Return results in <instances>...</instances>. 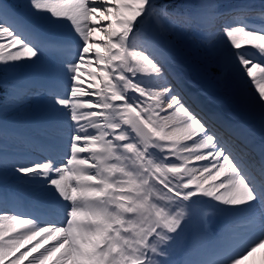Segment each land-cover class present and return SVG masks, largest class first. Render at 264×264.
<instances>
[{
	"label": "snow or ice",
	"instance_id": "obj_1",
	"mask_svg": "<svg viewBox=\"0 0 264 264\" xmlns=\"http://www.w3.org/2000/svg\"><path fill=\"white\" fill-rule=\"evenodd\" d=\"M218 7L202 4L198 18L180 24L181 13L154 0H26L23 13L0 0V66L72 49L61 59L63 91L54 88L47 101L65 136L15 169L43 207L0 203V264H181L172 248L195 205L229 227L213 259L183 264H244L264 247V146L254 165L245 158V125L187 102L160 39L224 15ZM248 11L231 10L210 35L221 67L264 115V7L259 23ZM217 126L237 137L244 155Z\"/></svg>",
	"mask_w": 264,
	"mask_h": 264
},
{
	"label": "rangeland",
	"instance_id": "obj_2",
	"mask_svg": "<svg viewBox=\"0 0 264 264\" xmlns=\"http://www.w3.org/2000/svg\"><path fill=\"white\" fill-rule=\"evenodd\" d=\"M156 1L157 0H154L155 3ZM186 1L191 2L192 0ZM193 1L196 3L189 11L190 14L188 13V16L190 17L193 16L201 3L204 2L203 0ZM212 1H214V6L219 5L218 8L230 4L229 2H231L229 0H211V3ZM2 2L7 6L11 5L15 11L18 7V4L15 5L14 3L15 0H2ZM181 14V16H177L174 19L178 18L176 21L183 24L185 15L183 13ZM182 28L184 31L178 27L175 31L164 32L168 36L167 49L174 57H176L174 64L180 67H185L190 73L195 71L198 76L201 77V79H203L208 86L213 88L215 91L217 88L221 89L220 91H233L234 85L231 83V80L226 77L224 68L221 67L220 62L217 59V44L216 46H210L205 38L196 34L195 26L193 24L186 25ZM42 56L45 58L47 57L46 54ZM19 69L24 70L23 68L21 69L18 67L13 68L0 66V75H5L0 76V174L4 173L9 175V178H2L1 180L7 183V185L10 184L14 186V191L6 189V192L11 193L17 201H20L19 199H22L23 197L30 200V204L43 205V203H41L43 202L42 197L35 190L34 186L24 179L22 174L16 172L15 169L18 167L17 162H23L40 156L41 153L39 151H35L40 146L46 151L50 150L53 146L51 148L52 151L54 148H57L55 147L56 142L59 139L64 138L65 132L49 113L46 105V102L49 99V93L54 87H63V81L60 80L61 82L59 81L60 83H58V80L56 81V79L59 78L54 80L55 77L52 76V78L51 76H47L48 74H43L41 71H35V68H31L32 70L27 68L25 71H20ZM36 72L40 73V76ZM41 77H43V79ZM40 82L41 85L39 84ZM84 86L87 87L86 85ZM221 96L222 95L218 94V97ZM239 104L240 102H238V105ZM39 111L44 113L42 117V113L40 115ZM32 117L39 118L34 120ZM59 129H61V132ZM33 131L35 132L33 133ZM37 139L39 141H37ZM42 142L44 144H42ZM37 145L39 147L34 148L35 150L30 147ZM22 152H29V154H21ZM33 153L35 156L32 155ZM194 208L191 211V218L183 225V231L175 241L172 248L171 258L181 263L194 262V259L196 258L198 260H203L202 258H204V254L201 256L197 255L196 257H190L189 252H187V248H196L195 246L198 245L195 233L201 231L202 229L206 230V228H208L209 231L212 228L211 225H208V227L201 226V223L197 221ZM213 222L214 221L212 220V225H214ZM210 239L214 242L217 241L214 237L213 239L210 237Z\"/></svg>",
	"mask_w": 264,
	"mask_h": 264
},
{
	"label": "bare ground",
	"instance_id": "obj_3",
	"mask_svg": "<svg viewBox=\"0 0 264 264\" xmlns=\"http://www.w3.org/2000/svg\"><path fill=\"white\" fill-rule=\"evenodd\" d=\"M22 1H25V0H15L14 3H15V5H17L19 3H22ZM203 1H202L203 3H201V5L211 3V0H203ZM229 1H231V2H229L230 3L229 5H231L233 7L239 8L242 5L247 6L249 9V11L247 12L248 19L251 22H255V23L260 22L259 18H258V13L262 9V7H264V0H229ZM213 2L214 1H212V3ZM201 5L193 14V16H192L193 18H198V14L203 12ZM9 6L11 7V9H13L11 5H9ZM237 8H234V9H237ZM231 10H233V9H231ZM217 11L222 13V11H220V10H217ZM224 13H226V12H224ZM25 18L31 20L30 17H25ZM231 19H232L231 16L229 19L222 18L221 16H209V17L205 18L204 26H202V27L195 26V21H194L193 25L195 26V32L197 35L201 36L202 38H205L208 41V44L210 46L211 45L216 46L218 37H216L214 35H210V33H215L225 21H229ZM176 20H178V18ZM180 24H182V23H180ZM181 29H183V28H181ZM183 31H184V29H183ZM162 44L167 48V44L165 42H163ZM67 52L70 53V56H67ZM64 53H66V54H64ZM45 54L47 57L45 58V57L41 56V59L38 63H35V64L22 63V64H18L16 67L24 69V70L19 69L20 71H25L27 68H30V69L35 68V71L36 70L41 71L43 74H46V75L48 74L47 76L55 77L54 80L56 78H59V79H56V81L58 80V83H60L61 82L60 80H62V81L64 80L63 72H62V66H61V59L67 60V59L71 58V55H72L71 47L70 46H64L58 52L45 53ZM224 72H225L226 77L229 78L231 80V83L234 85V83H233V81H232V79L228 73L227 68H224ZM36 73H38V72H36ZM39 74L40 73H38V75ZM169 74H170V76L179 79V81L182 83L183 88L188 89L190 91V93L193 95L194 100L198 104H200L202 108H204L205 110L211 109L214 112L221 113L222 115H224L225 119H233L235 121L240 122L242 125H245L250 132V139L252 141L251 146H253L255 148L259 147L261 150V146H264V115H262L259 106H257L254 103H251L248 100H246L241 95V93L238 91V89L236 88L235 85H234L233 91H220L221 89L217 88L216 86L215 87L217 88V90L215 91V90H213V88H210L208 86V84L203 79H201V77H199L195 71L190 73L189 70H187L185 67L177 66L174 63L172 64V66L169 69ZM41 78L43 79V77H41ZM34 79H36V78H34ZM45 79H47V78H45ZM85 79H86V77H85ZM37 82H39V81H37ZM46 82H47V80H46ZM39 84L41 85V82ZM46 84H48V83H46ZM85 85L87 86V84H85ZM55 90L63 91V87L58 86L57 88H55ZM47 91H48V89H47ZM218 94H220L222 96L218 97ZM238 102H240L239 105H238ZM196 111H200V108H196ZM41 113H42V115H41ZM43 114H44L43 112H40L41 117L43 116ZM37 118H39V117H37ZM37 118L34 117L33 119L35 120ZM56 126H58V125H56ZM61 129H59L60 132H61ZM34 132L35 131H33V133ZM27 133H29V132H27ZM62 133H64V132H62ZM30 136H28V137H30ZM231 136L236 137L235 135H231ZM37 141H39V140L37 139ZM61 142H62V139H59L56 142L55 147L58 148L59 145L61 144ZM42 144H44V143L42 142ZM43 146H46V145H43ZM30 147L32 149L35 148V146H33V147L30 146ZM36 147H39V146L37 145ZM259 152H260V156H262L261 151H259ZM27 153L29 154V152H22L21 154H27ZM32 155H34V153ZM247 160H249V159H247ZM16 175H19V174H16ZM2 178H9V175L1 173L0 174V181H2L1 180ZM2 183H3V181H2ZM5 184L7 185V183H5ZM13 188H14V186L10 185V184L5 186V187H0V190H1L0 191V203L4 204L5 206H7L9 208L18 207L20 211H24V212H33V211L39 212L42 209L43 205H41V204H30V200H27L23 197H22V199H19L20 201H17L11 195V193L6 192V189L14 191ZM194 207L197 209H195ZM194 207L193 208H194V211H195V214L197 217V221L199 223H201V226L208 227V225H211L212 228L209 231H208V228H206V230L202 229L201 231H198L197 233H195L196 239L198 241V245L195 246L196 248L188 247L187 252H189L190 257H192V256L196 257L197 255L201 256L204 254L203 255L204 258H202V259L203 260H210V259H213V248H214V245L216 243L210 239V236L208 234V233H210V231H213L214 228H216L214 225L211 224V221L213 220L214 222H216L217 218L219 216H221L222 217V226H227V229H228V226H229L228 220L225 216H223L221 214H213V215L208 214L207 216H205L204 215L205 213H203L204 209L207 210V207L205 205H195ZM213 216H215L214 219H213ZM190 250L192 252H190ZM22 251H23V249H22ZM193 252H196V253H193ZM197 260H198L197 258L194 259V262L202 261V260H198V261ZM244 264H264V247L257 249L256 253H254L252 257H249L248 260L244 262Z\"/></svg>",
	"mask_w": 264,
	"mask_h": 264
},
{
	"label": "trees",
	"instance_id": "obj_4",
	"mask_svg": "<svg viewBox=\"0 0 264 264\" xmlns=\"http://www.w3.org/2000/svg\"><path fill=\"white\" fill-rule=\"evenodd\" d=\"M163 3L168 5L171 8H184V7H191L193 5L192 1L189 3L188 1L184 0H161ZM2 76V74L0 75ZM1 89V85H0Z\"/></svg>",
	"mask_w": 264,
	"mask_h": 264
},
{
	"label": "water",
	"instance_id": "obj_5",
	"mask_svg": "<svg viewBox=\"0 0 264 264\" xmlns=\"http://www.w3.org/2000/svg\"><path fill=\"white\" fill-rule=\"evenodd\" d=\"M155 26L153 25V28H154ZM151 30V29H150ZM160 39H161V42L163 43L164 42V37H163V35L161 34L160 35Z\"/></svg>",
	"mask_w": 264,
	"mask_h": 264
}]
</instances>
